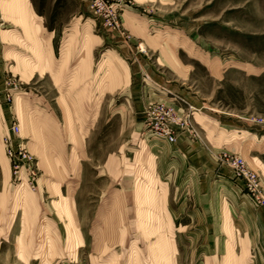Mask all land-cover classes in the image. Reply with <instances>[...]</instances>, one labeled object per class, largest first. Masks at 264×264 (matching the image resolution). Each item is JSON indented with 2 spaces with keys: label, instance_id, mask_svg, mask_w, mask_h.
Instances as JSON below:
<instances>
[{
  "label": "rangeland",
  "instance_id": "rangeland-1",
  "mask_svg": "<svg viewBox=\"0 0 264 264\" xmlns=\"http://www.w3.org/2000/svg\"><path fill=\"white\" fill-rule=\"evenodd\" d=\"M90 1L82 18L68 25L79 32L68 36L69 41L64 40L69 32L56 34L50 64L38 57L30 34L17 27L24 17H15L12 23L0 13V33L6 37V42L0 38V182L7 188L0 198V240L10 236L0 246V264H150L147 246L154 238H145V223L149 227L153 222L155 207L148 194L150 186L156 191L166 188V180L158 172L159 153L149 147L154 140L165 139L149 131V109L142 115L145 124L144 118L128 112L127 88L100 93L103 72H96L103 54L114 50L134 68L131 52L105 41L95 48L90 70L78 72L83 25L88 23L95 35H105L93 23ZM112 1L124 23L120 30H129L124 29L126 41L136 43L131 45L135 55L177 80L174 95H168L170 103H160L173 107L174 115L182 118L179 124L167 119L175 139L168 143H175L178 136L199 143L200 172L212 175L214 169L220 170V176L238 188L235 195L240 201L260 208V221L264 219V0ZM124 14L144 23L141 34L128 29ZM35 22L41 23L40 18ZM159 37L173 43L176 56L192 68L173 73L165 59L157 61L163 45L155 42ZM38 41L48 59L49 34H40ZM65 44L70 52L61 68ZM64 101L69 108L82 109L78 113L82 123L71 116L72 127L81 126L84 133L81 148L76 149L65 133L70 117L60 106ZM43 118L50 121L47 130L42 128ZM11 122L18 124L34 158V188L26 180L14 179L10 170L3 137ZM234 157L242 158L246 175L233 169ZM256 194L263 203L256 202ZM170 201L166 199L165 207L175 264H248L244 240L229 218L225 224L195 221L182 228L179 222L192 221V209L176 217ZM205 227L209 232H202ZM22 230L20 245L15 237Z\"/></svg>",
  "mask_w": 264,
  "mask_h": 264
},
{
  "label": "crops",
  "instance_id": "crops-1",
  "mask_svg": "<svg viewBox=\"0 0 264 264\" xmlns=\"http://www.w3.org/2000/svg\"><path fill=\"white\" fill-rule=\"evenodd\" d=\"M88 1L89 0H0V13L3 20H10L12 23L15 17H24L17 27L20 28L24 35L30 34L28 37L33 39L38 57L43 63L48 61L50 64L52 61L51 56H53L54 49H56L55 44L52 43L56 34L69 32L64 39L66 40L68 36L72 37L73 34L79 32L77 28H68V25H70L74 19L82 18L84 11L88 9ZM137 1L140 3L143 0ZM37 18H40L41 23L35 22ZM124 19L128 29H130L133 34H141L144 30V23L139 22L136 17L124 14ZM24 21H28V23ZM121 22V25L124 26L122 18ZM124 29L126 28H122L123 32L122 30H120V32H110V30L102 29L105 35L98 36L93 34L90 25L85 23L81 33L82 40L80 45L81 50L78 72L81 73L88 71V69L90 70L95 48L104 44L105 41L116 45L115 47L118 49L125 50L127 54L131 52L133 57L131 64L136 63L134 68H130L128 63L114 50H108L103 54L96 72L97 74L103 72V76H101L100 80L101 82L98 86L101 90V95L104 94L106 90L113 92L115 90L127 88L128 93L126 96L128 100L125 107H127L128 112L136 114L137 119L144 118L141 122L145 124L146 118L142 116L143 112L145 114L146 110L156 103L169 104L170 98H168V95H174L173 91L177 86L173 83H177V80L169 79L164 72L152 68V66H150L151 64H148L146 59L137 54L135 55L133 51L134 48H132L131 45L136 43L133 42L130 45V40L126 41ZM45 32L49 34L51 43V46H49L50 52L48 59L45 55L46 49L44 45L41 41H38L40 34ZM35 34L36 37L34 36ZM70 37L67 41L70 40ZM0 38L3 42H6L4 32L0 33ZM67 41H65V43ZM156 41L157 44L158 42L163 44H158L161 55L159 57L160 59L158 58L157 61L161 60V58L165 59V62L169 65L167 66L173 68V73H180L181 70L192 68V66L182 63L176 56L175 50L172 49V47L176 49L173 43L171 44L168 41L164 42L160 37L155 39V42ZM152 43L154 44V41H152ZM67 47H69V44H65L62 47L59 56L61 68L68 62L70 49ZM135 49L137 51V48ZM76 74L77 72L74 73L73 78L78 76ZM175 75L178 77L179 74ZM105 82L107 83L106 85H104ZM63 97L62 95L61 98L63 99ZM64 102L65 103L62 104L60 103V106L63 108L67 117H70V119L66 120L67 125L65 127V133L76 149L81 148L84 133L81 132V126L76 128L72 127L71 116L73 114L75 121L82 123L83 118L80 116V114L83 113L82 109L74 108L73 106V108H69L66 101ZM93 109L95 113L93 115L94 119L98 110V105H95ZM78 113L80 114L78 115ZM49 122L48 118L42 119V128H44V130L49 128ZM154 141L155 143L152 142L149 149L159 153L158 160L160 161V168L158 172L160 177L166 180V188L162 186L157 192L155 186H150V193H146L149 195L155 207L152 217L153 222L149 223V227H147L148 225L145 223V238H154L147 246L149 263L175 264L176 248L173 244L172 224L169 213L165 207L167 199V203L171 200L170 203L172 206L170 207L176 210V217L184 214L186 208L192 209V221L183 224L179 222L182 228L183 226L187 227V224H193L195 221L197 224L201 223L202 225L213 223V221H218L219 224H225L224 222L229 218V224H231L234 230L241 234V238L244 240V255L250 257L248 264H264V229H262L263 231L261 230L263 234L260 232V224L264 225V219L260 221V208L255 209L240 201V197L235 195V193L239 191L237 190L238 188L231 185L229 181H227V178L221 177L220 175H222V172L220 170L214 169L212 175L209 173L212 178H210L209 174L206 175L200 172L202 169H200L199 143H192L190 139L180 136L177 137L176 142L173 144L162 139H156ZM161 163L164 165L161 166ZM217 179H223L225 181L222 183L218 182ZM5 188L6 184L1 180L0 198L7 192V188ZM235 189L237 190L236 192ZM166 194L168 198H166ZM70 204L73 206L72 201ZM168 206L167 204V208ZM22 211L24 213L23 216H25V209L23 208ZM226 211L228 212V217L225 216ZM107 225L105 221L104 228H106ZM112 227L113 225L111 228ZM112 232L114 231H111L110 234ZM202 232L209 231L205 227L202 228ZM10 234L11 233H8V235ZM9 237L10 236H7V238ZM7 238H2V240H0V246L4 241H7ZM15 238L18 239L21 245L23 230L21 234H18ZM47 243L50 245L51 241ZM131 248L133 251L135 247L131 246ZM131 254H134L133 257H135L136 260V252Z\"/></svg>",
  "mask_w": 264,
  "mask_h": 264
},
{
  "label": "built area",
  "instance_id": "built-area-1",
  "mask_svg": "<svg viewBox=\"0 0 264 264\" xmlns=\"http://www.w3.org/2000/svg\"><path fill=\"white\" fill-rule=\"evenodd\" d=\"M118 6L112 0H91L90 11L93 16V23L96 22L103 29L110 31H120V21L118 18ZM95 24V23H94ZM142 52L140 46H138ZM7 101L10 102L11 98L8 95ZM148 112V126L149 131L155 136L165 139L167 142H174V136L167 127V119H171L174 123H180L182 118L176 117L174 108L165 106L163 104L152 105ZM24 138L21 136L20 128L16 122H11L6 129V134L3 137V144L5 147L6 157L10 164V170L14 179L21 181L26 180L31 188H34L36 180V172L34 165V158L26 147ZM232 167L238 175H246L247 171L244 168V162L240 157H234ZM253 182V175H250ZM254 199L258 204L263 203L259 195H254Z\"/></svg>",
  "mask_w": 264,
  "mask_h": 264
},
{
  "label": "bare ground",
  "instance_id": "bare-ground-1",
  "mask_svg": "<svg viewBox=\"0 0 264 264\" xmlns=\"http://www.w3.org/2000/svg\"><path fill=\"white\" fill-rule=\"evenodd\" d=\"M141 47L144 48L143 45H141ZM142 50H143V49H142Z\"/></svg>",
  "mask_w": 264,
  "mask_h": 264
}]
</instances>
